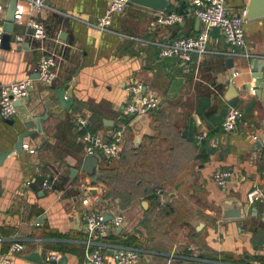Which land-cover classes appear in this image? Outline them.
Returning <instances> with one entry per match:
<instances>
[{
  "label": "crops",
  "instance_id": "0c3cea01",
  "mask_svg": "<svg viewBox=\"0 0 264 264\" xmlns=\"http://www.w3.org/2000/svg\"><path fill=\"white\" fill-rule=\"evenodd\" d=\"M11 1L0 0V34ZM111 1L47 0L35 17L48 38L38 40L15 24L10 50L0 48V89L33 79L34 67L46 57L56 60L58 71L52 86L34 79L14 125L0 116L1 154L14 150L24 122L49 112L43 131L24 141L36 152H13L0 166V252L22 242L25 249L12 264H38L26 257L32 253L45 264L63 258L64 264H83L85 216L102 212L124 216L123 227L105 241L139 249L135 264H264V198L248 200L255 190L264 195V88L252 77L251 64L264 59V0H227L229 13L245 19V46H230L215 28L209 53L187 66L162 57L159 44L200 32L201 23L188 15L193 0H169L165 12L184 15L177 26L159 25L160 11L131 3L101 31L94 25ZM18 4L25 16L31 14L28 0ZM178 77L184 84L171 98ZM136 82L158 92L162 106L146 118L140 139L130 128L119 156H102L100 172L107 168L114 183L92 185L82 171L86 144L79 120L87 119V131L111 138L126 119L127 88ZM60 89L73 99L69 112L58 105ZM230 106L242 117L226 133L222 123ZM202 131L209 135L200 143ZM217 167L246 180L224 192L214 180ZM51 176L57 181L42 190ZM228 197L243 202L245 219H222L220 203ZM105 264H115L112 251Z\"/></svg>",
  "mask_w": 264,
  "mask_h": 264
},
{
  "label": "built area",
  "instance_id": "2783aa9c",
  "mask_svg": "<svg viewBox=\"0 0 264 264\" xmlns=\"http://www.w3.org/2000/svg\"><path fill=\"white\" fill-rule=\"evenodd\" d=\"M20 1V0H18ZM31 14L25 16L21 10V5L17 4L15 11V24L24 25L33 30V36L38 40L48 38L47 30L42 22L35 16L47 8V0H28ZM131 5L130 0H112L103 16L98 19L94 27L101 31H107L112 25L113 18L117 14H123ZM2 7L0 6V11ZM188 15L197 18L202 29L195 35L181 36L169 42L159 44L160 55L165 58H176L183 66L192 62L194 56L201 58L209 53V43L211 31L220 28L227 42L232 47H244L246 44L244 24L245 19L238 15H232L227 8V0H193V5ZM184 20V15L171 12H160L157 23L164 27H174ZM2 36L0 34V48L2 47ZM18 42L24 41V36L17 37ZM56 60L53 57L43 58L33 69V73L38 75V80L46 86H52L58 77ZM34 79L25 80L5 85L0 89V116L5 119H15L20 107L17 102H24L29 97L30 89L34 86ZM128 99L125 106L126 119L113 132L111 138L101 134L91 133L86 130L88 121L86 118L79 120L80 128L83 132L82 140L86 144V156L100 154L106 160L116 159L121 151L126 139L130 123L139 116H149L154 111L160 109L163 98L152 89H147L142 83L136 82L127 88ZM242 117V112L236 107L230 106L226 112L222 123V129L226 133L236 130L237 123ZM209 135L208 131H202L196 139L202 143ZM24 149L34 154L35 149H30L24 144ZM58 176L46 178L42 184V190L52 188ZM216 185L226 192L232 185L245 181L242 176L236 179L234 171L217 167L214 173ZM86 184H83V186ZM264 195L259 190L248 194L250 204H254L258 199L263 200ZM88 203V198L83 204ZM125 218L122 214L115 215L112 220H106V215L102 212H91L85 216V261L83 264H105L108 252H113L115 264H135L142 256L139 249L133 247L115 246L108 244L105 240L117 230L123 227ZM2 239L0 238V244ZM25 245L22 242H14L10 245L6 253L0 252V264H12L13 257L22 253ZM47 264H51L50 260Z\"/></svg>",
  "mask_w": 264,
  "mask_h": 264
},
{
  "label": "water",
  "instance_id": "95a60500",
  "mask_svg": "<svg viewBox=\"0 0 264 264\" xmlns=\"http://www.w3.org/2000/svg\"><path fill=\"white\" fill-rule=\"evenodd\" d=\"M131 3L138 4L144 7H148L153 10L160 12H165L170 7L169 0H130ZM18 4V0H12L7 11L5 25L3 29L2 36V48L10 50L11 37L15 28V11ZM264 14V12H263ZM250 18V16H248ZM197 23L200 24V21L197 19ZM33 30L30 29V34H33ZM233 58L228 59V64L232 67ZM252 64V77L257 80V85H260V88H264V59L262 58H253L251 61ZM33 79H38V75L35 74ZM184 79L176 78L172 84V87L169 91V96L171 98H176L179 94L181 88L183 87ZM32 89H30V92ZM58 98V105L66 112H69L73 105V99L67 96V93L60 89L56 91ZM30 97H27L24 102H17L16 106L22 107L25 102H28ZM49 112L47 111L42 116H36L31 120L24 122L25 131L20 133L18 137V142L16 143L14 150H11L6 153L0 154V166L3 164V161L11 155L13 152L17 154L23 153L24 150V141L26 138H29L38 132L43 131V122L47 120ZM148 116H139L130 123V128L136 133L138 139L144 133L146 128V118ZM10 125L15 124V119L6 120ZM107 126H112V122H105ZM36 127V129H34ZM102 162V157L100 154L87 155L83 162L82 171L86 173L92 185H96L101 179L100 174V165ZM75 169L72 170V173H76ZM3 195L2 185L0 182V199ZM222 207V219L223 220H242L246 218V211L242 201L236 197H228L221 201ZM44 218H40L38 223H41ZM113 219V216L106 215V220L110 221ZM29 260L38 263L45 264L42 256L40 254L32 253L26 256ZM65 258L63 260H52L51 264H64Z\"/></svg>",
  "mask_w": 264,
  "mask_h": 264
},
{
  "label": "trees",
  "instance_id": "16d2710c",
  "mask_svg": "<svg viewBox=\"0 0 264 264\" xmlns=\"http://www.w3.org/2000/svg\"><path fill=\"white\" fill-rule=\"evenodd\" d=\"M159 110V109H158ZM157 111V110H156ZM156 111H154V112H156ZM153 112V113H154ZM107 172H108V170H107V168L106 169H104V170H101V172H100V174H101V179L100 180H105V176L107 177Z\"/></svg>",
  "mask_w": 264,
  "mask_h": 264
},
{
  "label": "rangeland",
  "instance_id": "374dc122",
  "mask_svg": "<svg viewBox=\"0 0 264 264\" xmlns=\"http://www.w3.org/2000/svg\"><path fill=\"white\" fill-rule=\"evenodd\" d=\"M105 180L109 183V182H111V184H113L114 182L113 181H115V179L113 180V181H111V177H109V176H105ZM111 199V198H110Z\"/></svg>",
  "mask_w": 264,
  "mask_h": 264
}]
</instances>
